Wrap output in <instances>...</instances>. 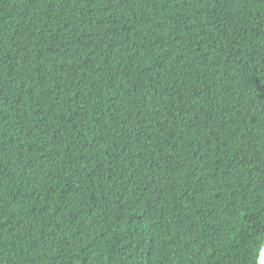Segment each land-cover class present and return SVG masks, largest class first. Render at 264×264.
I'll return each instance as SVG.
<instances>
[{
  "label": "trees",
  "instance_id": "16d2710c",
  "mask_svg": "<svg viewBox=\"0 0 264 264\" xmlns=\"http://www.w3.org/2000/svg\"><path fill=\"white\" fill-rule=\"evenodd\" d=\"M264 0H0V264H256Z\"/></svg>",
  "mask_w": 264,
  "mask_h": 264
},
{
  "label": "water",
  "instance_id": "95a60500",
  "mask_svg": "<svg viewBox=\"0 0 264 264\" xmlns=\"http://www.w3.org/2000/svg\"><path fill=\"white\" fill-rule=\"evenodd\" d=\"M256 264H264V244L261 246L257 259Z\"/></svg>",
  "mask_w": 264,
  "mask_h": 264
}]
</instances>
